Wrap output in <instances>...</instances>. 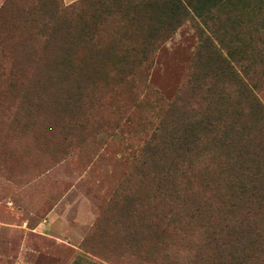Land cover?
Instances as JSON below:
<instances>
[{"label":"trees","instance_id":"trees-1","mask_svg":"<svg viewBox=\"0 0 264 264\" xmlns=\"http://www.w3.org/2000/svg\"><path fill=\"white\" fill-rule=\"evenodd\" d=\"M26 1L0 10V134H25L38 116L54 120L48 129L89 130L106 104L100 89L134 87L193 23L187 82L157 101L138 140L120 256L264 264V0ZM91 47L110 69L86 65Z\"/></svg>","mask_w":264,"mask_h":264},{"label":"rangeland","instance_id":"rangeland-1","mask_svg":"<svg viewBox=\"0 0 264 264\" xmlns=\"http://www.w3.org/2000/svg\"><path fill=\"white\" fill-rule=\"evenodd\" d=\"M6 1L0 0V10ZM198 46L193 23L184 24L157 52L152 66L133 79L134 87L116 81L108 84L114 91L100 89L106 104L89 130L48 129L54 120L46 117L43 122L38 116L34 129L25 134L1 133L0 235L14 220L33 227L48 226L54 219L69 229L39 234L35 263L125 264L120 256L126 229L124 194L137 184L133 167L145 119L154 115L158 100V105L171 102L185 86ZM90 49V69L100 74L112 67L99 48ZM258 96L264 104V89ZM30 240L34 247L38 240ZM16 247L0 244V264H19ZM128 260L139 264L136 258Z\"/></svg>","mask_w":264,"mask_h":264},{"label":"crops","instance_id":"crops-1","mask_svg":"<svg viewBox=\"0 0 264 264\" xmlns=\"http://www.w3.org/2000/svg\"><path fill=\"white\" fill-rule=\"evenodd\" d=\"M78 0H67V4L74 3ZM52 222L46 226L43 223H38L34 225L33 227H25L23 223L16 224L14 220L13 223H8L6 226V229L1 230V235H0V244L6 243L7 249H10L11 247H16V242L18 250L16 254V262L19 264H39L40 261H33L35 258L38 259V256L36 253H38L39 250L38 247L41 245L40 241L38 240L40 237L39 234H43V232L47 233L49 232H54V231H67L69 228L64 224L60 222H55V220H51ZM55 222V223H54ZM1 229V228H0ZM46 235V234H44ZM31 236L38 241H33L34 242V247H31L30 240ZM15 244V245H13ZM22 249V251L20 250ZM39 254V253H38ZM74 258L70 261L71 263L73 262Z\"/></svg>","mask_w":264,"mask_h":264}]
</instances>
